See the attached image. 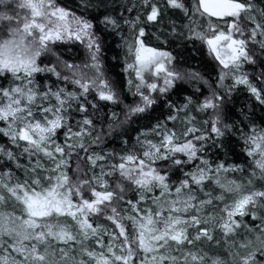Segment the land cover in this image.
<instances>
[{"label": "snow or ice", "instance_id": "1", "mask_svg": "<svg viewBox=\"0 0 264 264\" xmlns=\"http://www.w3.org/2000/svg\"><path fill=\"white\" fill-rule=\"evenodd\" d=\"M85 3L92 6L90 0ZM199 7L210 16L227 19V30L205 36L193 16L186 25L190 35L203 39L221 68H238L240 59L248 61L246 67H254L255 41L264 51V39L255 29L264 32V25L240 16L245 26L252 25L247 35L255 41L233 35L234 18L246 7L254 11L252 5L244 0H199ZM120 8V13L109 6L85 14L69 7L66 0H0V124L20 114L28 125L21 124L15 134L0 127V134L7 137L9 145L19 139L26 152L34 150L37 156L31 168L25 167L20 175L22 165L11 147L0 146V153L7 158L0 165V244L8 238L0 250V264H201L210 257L211 264H221L207 245L224 249L237 264H262L257 257L264 255V119L260 124L251 121L244 125L242 140L236 141L242 143V150L233 152L231 160L201 157V163L196 168L187 165L185 173L169 176L164 170L157 171L154 164L145 167L144 158L125 151L116 166L134 167L139 173L130 183L140 190L130 198L121 195L116 202L115 193L109 190L111 173L105 174L102 185L82 193L77 190L79 198L65 187L70 178L63 170V157L75 147L71 134L63 128L64 105L69 99L81 98L77 107L83 118L75 133L81 136L96 122L88 110L115 103L117 87H127L141 101L132 107L133 112L155 108L153 97L169 94L171 98L169 89L180 88L177 82L182 73L172 53L162 43H154L157 34L149 30L164 22L166 10L169 14L186 11L183 0H130ZM108 36L119 40L116 64L111 65L120 68L115 82L100 55L106 48L112 50L105 43ZM258 62L264 67V60ZM42 72L50 74L48 82ZM225 75L220 72V79ZM52 76L62 77L61 83L67 81L68 86H57ZM260 79L242 71L232 74L233 86L245 89L264 105ZM89 96L92 102L85 99ZM215 99L219 98L199 99L197 114L214 107ZM191 108L192 97L168 107L160 144L154 139L160 122L144 126L140 133L144 157L155 151L163 158L169 149L189 158L197 156L196 144L190 139L198 132L191 122ZM178 117L185 121L183 142L177 140L172 124ZM205 123V131L220 135L215 118ZM35 129L42 131L39 137L33 135ZM61 132L63 144L48 135ZM204 138L203 134L196 136L197 141ZM232 139L225 141L226 147ZM80 150L84 151L82 141ZM103 159L94 150L85 152L88 166ZM239 160L244 163L238 164ZM48 161L54 163L46 168ZM241 169L244 176L238 175ZM80 183L88 181L81 179ZM224 193L231 194L226 203ZM242 218L247 223H242Z\"/></svg>", "mask_w": 264, "mask_h": 264}, {"label": "clouds", "instance_id": "2", "mask_svg": "<svg viewBox=\"0 0 264 264\" xmlns=\"http://www.w3.org/2000/svg\"><path fill=\"white\" fill-rule=\"evenodd\" d=\"M90 2L92 6L88 7L85 0H66L69 7L85 14L98 12L109 6L115 7L117 12L120 13V6H127L130 0H90ZM244 2L245 4H251L254 11H250L246 7L240 15L234 18L235 27L233 35L237 39L243 38L246 41H255V37L247 35L252 30V25L245 26L240 16H243L244 21L251 19L253 24L264 25V13L261 12V9H264V0H244ZM183 3L186 11L169 14L166 10L164 22L149 30L157 34L153 42L162 43L172 53L173 60L182 73L180 80L177 82L180 88L177 91L169 89L171 98H169V94L159 95V98L153 97L155 108L148 106L145 112H133L131 110L132 107L136 103H141V101L127 87L123 90L117 87L118 99L115 103H110L107 108L97 105L95 108L88 110L89 116L96 122L88 129L87 133L81 136L75 134L83 118V113H80L77 107L81 102V98L77 96L65 103L63 128L71 134V143L75 145L63 157L66 161L63 170L68 172L70 178L65 187L71 190V196H77V190L82 193L85 190H91L94 187L102 185L106 173H111L109 176V190L115 193L116 202H118V198L121 195L125 198H130L133 193L139 191L138 186L130 183L139 174L137 170L134 167L120 169L116 166L119 155H122L125 151H131L133 155L144 158L147 161L145 167H151L154 164L157 171L164 170L169 176L177 171L180 173L188 172L189 168L186 167L187 165L196 168L201 163V157L208 161L216 158L231 160L233 152L239 153L242 150V143L237 144L236 141L242 140L241 134L244 132V125L251 121L260 124L261 120L264 119V105L258 103L245 89H237V87L233 86L232 81L234 71H242L249 76H256L260 79L261 73H264V67L258 61L264 60V51H261L259 41H255L257 46L252 50V55L257 58L253 61L254 67H246L245 65L248 61L240 59L238 61V68L233 66L229 69H223L210 54L207 47L204 46L203 39L191 36L186 25L190 23L191 18L194 16L199 22V31L205 36H213L222 29L227 30L228 20L224 18L217 19L202 12L199 7V0H183ZM101 27L103 28L104 26L101 25ZM109 30L105 28V31ZM255 31L260 33L261 38L264 39V32H261L260 28H256ZM105 43L112 50L109 51L106 48L101 51L100 55L102 60H104L105 71L109 73L115 82L120 68L117 66L112 69L111 65L116 64V50L118 49L119 40L116 37L108 36L105 39ZM223 43L227 44V40L223 41ZM72 55H75V53L73 52ZM222 71L226 72V75L223 79H220L219 73ZM0 75H3V73H0ZM40 75L45 77V81L48 82L50 74L42 72ZM51 79L57 82V86H68L67 81L61 83L62 77L57 78L56 76H52ZM260 83L264 85V79H260ZM125 93H127V98H125ZM186 97H192V108L189 109L192 113L191 122L198 129V132L190 137L196 144L197 156L189 158L169 149L167 150V155L163 158L159 152L155 151L149 156L144 157L145 146L140 143V140L143 139L140 133L144 130V126L149 123L154 125L157 121L160 122L161 127L156 132V137L154 138L156 139V143L160 144L162 139L160 133L163 132L164 125L168 123L166 120L168 107L174 101L176 105L181 104L183 98ZM204 97H218L219 99L214 100V107L207 110H199L197 114V101ZM85 99L92 102L90 96L85 97ZM32 110L35 112L36 107L32 106ZM110 113H116L117 115L106 118L109 117ZM149 117L152 119L150 120ZM213 118H215L220 135H214L210 131H205L208 127L205 121H211ZM21 124L28 127L23 116L17 114L13 121H6L4 124H0V127H6L9 132L15 134ZM172 124L175 125L177 140L183 142L185 139L184 119L178 117ZM169 130H171V125L169 126ZM32 131L33 135L38 137L42 134L40 129ZM201 134L205 138L197 141L196 136ZM48 135L51 136L53 141L61 144L64 143V132H61L59 136L53 133H48ZM229 138H234L229 145V147L234 146L233 151H229V147L225 146V141L229 140ZM0 140H3V142H0V146H4L5 148L11 147V150L15 153L16 161L22 165L19 169V174L23 175L25 167L31 168L37 158L34 150L31 153L26 152L24 150L26 145L19 139L16 140L15 144L9 145L7 137L3 134H0ZM81 141L83 142L84 151L80 150ZM217 149H219V152ZM93 150L101 153L104 159L95 166H88L85 162V152ZM6 159V156L0 153V165L5 164ZM177 160L180 161L179 165L176 164ZM236 162L238 164L244 163L242 160ZM53 163L54 161H48L45 167H51ZM13 168L15 170L14 165ZM238 175H245L243 169H241ZM93 177H96V179L93 180ZM81 179L87 180L88 183L82 185L80 183ZM216 191H219L218 187ZM224 197L223 203H226L231 198V194L224 193ZM77 198L79 197L77 196ZM218 204L222 205V202H218ZM242 223H247V221H243L242 218ZM240 235H245L243 228L240 229ZM222 238L220 237V239ZM7 243L8 238L5 237L3 243L0 244V250ZM207 249L212 253L213 257L220 259L221 264H237L234 257L231 254H226L224 249H214L211 245H207ZM257 259L264 264V255L258 256ZM211 260L212 257L208 261H201V264H211Z\"/></svg>", "mask_w": 264, "mask_h": 264}, {"label": "trees", "instance_id": "3", "mask_svg": "<svg viewBox=\"0 0 264 264\" xmlns=\"http://www.w3.org/2000/svg\"><path fill=\"white\" fill-rule=\"evenodd\" d=\"M4 139H6V138H4ZM0 142H3V140H0Z\"/></svg>", "mask_w": 264, "mask_h": 264}]
</instances>
